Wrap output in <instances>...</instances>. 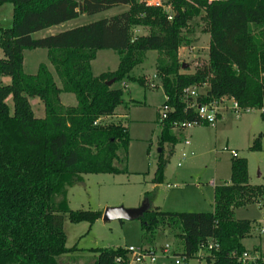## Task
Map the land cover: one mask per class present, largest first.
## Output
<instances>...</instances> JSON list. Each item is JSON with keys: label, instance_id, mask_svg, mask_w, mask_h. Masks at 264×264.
Masks as SVG:
<instances>
[{"label": "trees", "instance_id": "obj_1", "mask_svg": "<svg viewBox=\"0 0 264 264\" xmlns=\"http://www.w3.org/2000/svg\"><path fill=\"white\" fill-rule=\"evenodd\" d=\"M6 2L12 4V22L8 28L0 26V264H63L60 256L76 250L65 245L64 219L87 222L90 227L101 218L100 210L70 209L67 188L81 182L83 174L126 172L116 163L126 164L129 130L114 119L119 117L115 112L123 101V88L113 84L126 80L147 85L144 74H131L147 51L156 52L154 69L165 96L162 104L170 107L163 120L157 110L161 151L154 185L162 182L177 143L173 122L198 121L192 102L229 95L244 110L262 105L264 0H171L170 19L165 7L145 0H0V5ZM119 4L128 5L127 10L32 37L79 14ZM199 15L202 31L209 34L207 63L193 72H180L178 50L189 42L183 31ZM136 28L143 32L134 33ZM35 48L46 50L61 86L45 63H39L35 73L24 71V51ZM101 49H113L119 61L116 69L94 75L90 62ZM2 76L9 77L8 84L2 83ZM111 79L113 83L107 85ZM206 82L204 95L190 98L184 93L187 86ZM62 92L72 93L75 104L64 105ZM28 97L42 101L43 117L34 116ZM259 148L258 137L250 149ZM146 194L144 200L149 202ZM253 202L264 209V183H249L246 158L232 156L229 182L213 186L210 212H171L150 206L138 219L142 243L154 240L159 228L169 227L176 229L174 236L180 239L185 258L197 256L202 243L215 239L218 248L206 258L212 264H240L237 258L245 250L241 240L250 235L252 221L236 218L234 209ZM89 250L94 253L89 264L130 261L122 246Z\"/></svg>", "mask_w": 264, "mask_h": 264}, {"label": "rangeland", "instance_id": "obj_2", "mask_svg": "<svg viewBox=\"0 0 264 264\" xmlns=\"http://www.w3.org/2000/svg\"><path fill=\"white\" fill-rule=\"evenodd\" d=\"M165 7L171 0H159ZM128 5L119 4L108 9L93 13L79 14L77 17L52 25L32 34L34 38L44 37L75 26L87 24L102 18L112 16L127 10ZM171 10L170 8H167ZM201 15L194 18L183 36L189 42L179 47V60L183 63L180 72H193L207 63L208 36L202 31ZM12 22V4L0 5V26L8 28ZM143 32L140 28L134 33ZM156 52L149 50L146 58L136 66L131 74H145L147 85L136 81H121L114 87L123 88V101L116 109L115 120H121L129 130L126 164H118L126 168V172L118 174H83L82 181L67 188V206L70 209L100 210L107 207L123 206L133 208L144 201L145 193L150 196V206L159 207L162 211L171 212H210L212 210L213 186L229 182L230 149L236 151L238 157L247 160L249 183H264V119L258 109L241 110L238 113L224 111L221 120L215 125L194 126L187 133H177V143L174 152L169 156L164 170L163 180L158 185L152 183L156 161L159 152L160 128L156 122L157 110L165 99L160 79L155 75L154 63ZM2 50L0 49V58ZM118 54L113 49H101L90 62L91 72L98 75L104 71L116 69ZM39 63L48 65L55 82L61 86L52 66L47 59L44 48L27 49L24 51L23 69L32 74ZM2 83L8 84L9 77L2 76ZM200 91L206 90L201 85ZM61 101L64 105H74L76 100L72 93L62 92ZM34 116L43 117L44 107L37 97H28ZM135 101V102H134ZM6 102L12 112V99ZM111 119V118H110ZM108 120V119H106ZM188 137L189 144L184 145L183 138ZM259 137L260 148L250 149L253 141ZM122 153V152H121ZM185 155L182 156L181 154ZM163 154H167L164 144ZM180 162L178 166L177 163ZM236 218L252 221L250 235L242 239L245 250H257L264 253V234L258 238V226L263 221L264 209L261 203L253 202L234 209ZM165 230L164 232H162ZM63 231L65 245L75 246L76 250L60 256L63 264H89L94 257L90 248L96 247H139L141 227L138 219L110 220L97 219L90 227L87 222L72 223L64 219ZM155 235V242L169 245V252L162 254L154 241L146 242L141 247L155 250L156 262L153 264H212L211 260L197 256L185 258L182 256L180 239L174 236L176 229L161 227ZM258 244V245H257ZM257 245V246H256ZM182 247V245H181ZM128 264H138L130 259Z\"/></svg>", "mask_w": 264, "mask_h": 264}, {"label": "built area", "instance_id": "obj_3", "mask_svg": "<svg viewBox=\"0 0 264 264\" xmlns=\"http://www.w3.org/2000/svg\"><path fill=\"white\" fill-rule=\"evenodd\" d=\"M148 5H155V6H163L165 7L159 0H145ZM167 8H170L168 5L166 6ZM165 7V9H166ZM167 10V9H166ZM168 18H171V12L168 10ZM262 76L264 77V73H262ZM203 85H206L204 83ZM202 86H197V85H189L184 89V93L186 94L187 97L190 98H196L198 95H204L205 94V89L200 91L199 88ZM190 107L194 109L196 112V116L198 118V121H182V122H173L174 124V129L179 131L181 134L187 133L192 127L198 126V124H207V125H215V123L219 120L221 117L222 113L224 111H230L233 113H238L242 109L237 101L229 96V95H223L219 98H213L207 102H192L190 104ZM170 110V107L168 104L163 103L159 107V119L163 120L167 117L168 111ZM248 110V109H246ZM258 110L261 113L262 118L264 119V96H263V101L262 105L258 108ZM183 143L185 145L189 144V139L188 137L183 138ZM230 154L232 156H237L236 151L233 149H230ZM182 156L185 154L182 153ZM177 165H180V162L177 163ZM258 230L260 234H264V216H263V221L262 223L258 226ZM218 248V242L215 239H208L204 243H202L196 253L202 252L201 257L205 258L212 250H216ZM127 249V254L130 255V259L134 260L138 264H153L156 262V253L155 250H153L150 247H126ZM169 245H164L162 248L159 250L162 252V254H165L169 252ZM240 264H255L258 261L264 262V257L260 255V253L257 250H244L240 256L237 258ZM175 263L178 264L179 261L175 260Z\"/></svg>", "mask_w": 264, "mask_h": 264}, {"label": "water", "instance_id": "obj_4", "mask_svg": "<svg viewBox=\"0 0 264 264\" xmlns=\"http://www.w3.org/2000/svg\"><path fill=\"white\" fill-rule=\"evenodd\" d=\"M113 79L106 82L107 85L113 83ZM158 152L161 151L160 148L157 149ZM150 207V203L144 200L139 206L133 208H126L123 206L107 207L102 211L101 218L103 221L110 220H134L139 219L144 212H146ZM130 259V255H128Z\"/></svg>", "mask_w": 264, "mask_h": 264}, {"label": "crops", "instance_id": "obj_5", "mask_svg": "<svg viewBox=\"0 0 264 264\" xmlns=\"http://www.w3.org/2000/svg\"><path fill=\"white\" fill-rule=\"evenodd\" d=\"M205 34L208 36V40H209V34H207V33H205ZM49 64H50V63H49ZM46 65H47V64H46ZM50 65H51V64H50ZM47 67H48V65H47ZM48 69H49V67H48ZM49 70H50V69H49ZM50 72H51V71H50ZM51 73H52V72H51ZM52 75H53V74H52ZM144 75H145V74H144ZM145 76H146V75H145ZM60 95H61V94H60ZM60 100H61V96H60ZM61 102H62V101H61ZM118 116H119V115H118ZM120 116H123V115L120 114ZM120 116H119V117H120ZM221 117H222V115H221ZM221 117H220V118H221ZM220 118H219V120H221ZM184 145H185V144H184ZM164 231H165V230H163L162 232H164ZM158 233H159V232H158V230H157V231L155 232V235H157ZM260 235H261V234L259 233V234H258V238H259V240H260ZM154 237H155V236H154ZM152 241H154V244H155L156 246H158L157 248L163 246L162 244H158V243H156L155 240H152ZM241 242H242V240H241ZM142 244H145V243H141L140 246H142ZM242 244H243V243H242ZM257 245H258V244H257ZM257 245H256V246H257ZM243 246H244V245H243ZM146 247H147V246H146ZM244 247H245V246H244ZM180 248H181V250H182L181 245H180ZM245 249H252V247H251V248H246V247H245ZM205 258H206V257H205Z\"/></svg>", "mask_w": 264, "mask_h": 264}]
</instances>
